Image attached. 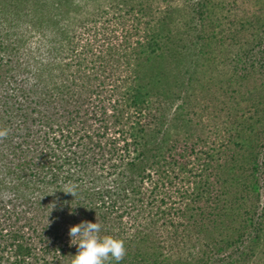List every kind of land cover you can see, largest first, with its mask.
I'll list each match as a JSON object with an SVG mask.
<instances>
[{"label":"trees","instance_id":"16d2710c","mask_svg":"<svg viewBox=\"0 0 264 264\" xmlns=\"http://www.w3.org/2000/svg\"><path fill=\"white\" fill-rule=\"evenodd\" d=\"M245 3L0 0V264H71L84 221L119 264H264V0Z\"/></svg>","mask_w":264,"mask_h":264},{"label":"clouds","instance_id":"9594fccd","mask_svg":"<svg viewBox=\"0 0 264 264\" xmlns=\"http://www.w3.org/2000/svg\"><path fill=\"white\" fill-rule=\"evenodd\" d=\"M10 132V128H0V141L5 140ZM60 191L74 197L77 194L75 185L71 184H65ZM52 206L54 208L55 204ZM101 228L99 222L91 221H84L70 228L71 244L78 245L77 254L73 256L71 264H110L112 260L119 264L125 258L127 255L125 241L108 235L101 237Z\"/></svg>","mask_w":264,"mask_h":264},{"label":"rangeland","instance_id":"374dc122","mask_svg":"<svg viewBox=\"0 0 264 264\" xmlns=\"http://www.w3.org/2000/svg\"><path fill=\"white\" fill-rule=\"evenodd\" d=\"M256 1L257 0H248V1L246 0V3L244 4V6H245L244 8H247V9L254 8L253 6H254ZM237 12H240V9ZM21 39H23L25 41L24 42V52H22L23 54L21 55V59L27 60L28 55L31 54L30 52H34L36 55L35 56L36 59H39L41 61L42 60L43 61L48 60L49 52H48L47 42H46L45 38H7L5 40H6V44L8 43L11 45V47H15L18 45V41H20ZM30 66L31 67L29 69H27L26 72L17 75V77L15 78V81H14V83L16 85L23 86L27 90H30L31 86L34 84V77H33V74H34L33 71L35 69L34 63L31 62ZM215 74H218V72L217 73L215 72ZM215 74L213 73V78H215L214 81H208V79H206V82H209L208 87H212V84L210 82H213V84H216L219 81V80H217L219 77ZM218 108H220V107H218ZM55 111L58 114L59 119H63L65 113L63 112L62 108H58ZM206 124H208V123L205 121L202 126L195 128L196 130H198L197 132L199 135H201L202 132L203 133L207 132V130L209 129L210 125L206 126ZM9 197H10V194L7 192L5 194V198L8 199Z\"/></svg>","mask_w":264,"mask_h":264}]
</instances>
